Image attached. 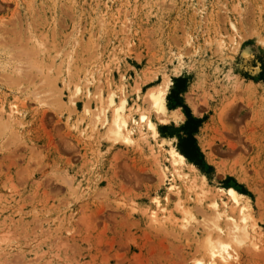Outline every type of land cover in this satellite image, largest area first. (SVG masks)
I'll use <instances>...</instances> for the list:
<instances>
[{
	"label": "rangeland",
	"instance_id": "374dc122",
	"mask_svg": "<svg viewBox=\"0 0 264 264\" xmlns=\"http://www.w3.org/2000/svg\"><path fill=\"white\" fill-rule=\"evenodd\" d=\"M109 79L159 136L136 130L132 144H115L93 130ZM164 79L167 124L145 98ZM3 100L19 104L21 124L17 135L0 128V264H264V0H0ZM187 109L202 121L205 163L188 160L207 177L204 206L202 189L172 174L163 141L181 152ZM168 177L197 216L188 227L173 223L183 213ZM222 188L251 204L249 237L230 260L204 246L212 199L229 201Z\"/></svg>",
	"mask_w": 264,
	"mask_h": 264
},
{
	"label": "bare ground",
	"instance_id": "6f19581e",
	"mask_svg": "<svg viewBox=\"0 0 264 264\" xmlns=\"http://www.w3.org/2000/svg\"><path fill=\"white\" fill-rule=\"evenodd\" d=\"M39 45L40 48L38 54L39 52L44 53L47 49L46 44L40 43ZM71 63L72 61H70V64ZM31 66L34 67V63ZM24 70V68L18 67L16 70V74L20 73V77H22L24 75ZM95 81V77L88 78V85L86 84V88L88 89L87 93L92 94L90 85L94 84ZM52 82L56 83V80L53 79ZM108 83L109 85L112 84V86H109L110 90L106 99L107 101L105 100V95H103L102 93V86L98 89V97L101 107L100 112L98 111L99 114L97 113V115L95 116L93 130H99V125H102L105 128V135L107 136V138L110 141H113L115 144H132L134 142V135H136V130L142 137L148 136L147 131H151L154 137L159 136L160 131L157 122H155L154 117H152L149 112L143 111L140 108V105H138V107L136 108L135 106L137 103L135 105L130 104L129 95L127 94L125 87L118 85L114 86V82L112 81V79H109ZM169 84V80L164 79V81L161 84L155 86V88L151 87L152 89H150V92L147 93L148 96L145 97L149 99L151 106L155 110L154 113L157 114L156 116H160V120L165 124L170 122V118L166 116L169 114V109L166 101V95L169 90ZM82 91L83 84L78 82L76 84L75 93H77L78 95L82 93ZM138 95L139 97H141L140 90L138 91ZM42 100L43 99H41V101ZM73 103L76 104L75 101H73ZM196 105L197 104L195 103V107H193L195 110L199 108L196 107ZM20 110V106L18 103H16V101H0V116H2L3 118H0V128H8L10 130H13L15 134H18V132H16L14 129L17 127V125L21 124V121H19ZM134 110H137L138 112L141 111L139 113V119L135 118ZM85 113L90 115L92 113V110L90 108H86ZM177 113L178 112L176 110L173 111L172 116L173 118L175 117L176 120L179 117V114ZM94 115L95 114H93V116ZM4 117H6L7 121L4 120ZM90 137H94V134H91ZM163 141H166L169 144V148L167 150L169 153L171 166L174 169V172H172V174H176L182 181L187 183L186 188L190 192H193V188L200 187L202 189V192L197 193V198L199 201V205L204 206L206 204V202H204V198H208L209 192V190L204 189V185H206L207 183V177L203 173L197 171L195 165L191 163L188 158L176 148L172 140L165 139ZM204 149L205 147H202L203 151ZM211 154L212 153H210V155ZM210 155H208L207 157L210 162H213L214 160L213 158H211ZM163 172H165V169ZM163 176L166 178L167 174L163 173ZM174 176L175 175H173V177ZM200 177L201 184L199 183ZM168 179L171 178L168 177ZM171 181H173V179H171ZM188 182H192L191 185H189ZM174 183L175 181H173V191L177 196V208L183 213V218L181 220L176 219L173 223L179 225L182 228L188 227V225L191 224L193 221H197V216L190 209V203L184 200V196L180 188H176ZM222 190L225 191L229 201L222 200V202H220L218 198L212 199L211 208L213 210L210 215L212 226L210 229L208 228L209 230H207L206 228L207 231H205V234L203 235L204 246L210 256L214 258L230 260L239 251L237 246H233V243L240 244L243 242L244 239L249 237L250 231L248 230V219L252 217L251 204L249 198L246 195H243L234 188H222ZM200 194H204L203 197H200ZM155 202L157 207L161 208L160 201L157 200ZM168 214V218L170 220H167V222L175 219V217H172V214L163 211V215ZM206 215L207 214H205V216ZM236 215L242 216L239 217L242 218L241 220L244 222L243 225H240L238 221L239 219L235 218ZM205 216L203 222L206 224V222L208 223V218ZM151 219L156 223L163 222V219L160 218V214L158 211H154L151 214ZM250 225L253 231H255V224L253 223ZM7 239V237H1L0 242L3 243ZM255 243L256 242L253 240L252 244Z\"/></svg>",
	"mask_w": 264,
	"mask_h": 264
},
{
	"label": "trees",
	"instance_id": "16d2710c",
	"mask_svg": "<svg viewBox=\"0 0 264 264\" xmlns=\"http://www.w3.org/2000/svg\"><path fill=\"white\" fill-rule=\"evenodd\" d=\"M189 120L186 123V131H188L185 138L181 140V152L191 161L196 162L198 165H203L204 162V156L201 153L196 138L195 133L198 131L201 120L194 118L190 111L187 109Z\"/></svg>",
	"mask_w": 264,
	"mask_h": 264
}]
</instances>
